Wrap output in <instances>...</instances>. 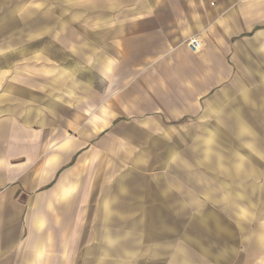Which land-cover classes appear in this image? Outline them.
I'll return each mask as SVG.
<instances>
[{
  "label": "crops",
  "instance_id": "0c3cea01",
  "mask_svg": "<svg viewBox=\"0 0 264 264\" xmlns=\"http://www.w3.org/2000/svg\"><path fill=\"white\" fill-rule=\"evenodd\" d=\"M31 1L0 0L10 48L0 59V264H126L155 241L150 230L176 227L172 212L201 208L202 191L249 204L245 185L264 167L243 160L263 157L259 134L239 105H221L261 93L251 114L264 125V0H86L85 15L67 19L62 0H48L52 18ZM192 37L201 51L186 46ZM223 81L231 87L207 98ZM245 82L263 88L248 93ZM202 177L212 186L201 191L192 180ZM130 214L141 216L122 223ZM210 219L199 220L217 231ZM200 223L181 224L197 228L178 232L170 264L214 256ZM215 241L217 264H251Z\"/></svg>",
  "mask_w": 264,
  "mask_h": 264
},
{
  "label": "rangeland",
  "instance_id": "374dc122",
  "mask_svg": "<svg viewBox=\"0 0 264 264\" xmlns=\"http://www.w3.org/2000/svg\"><path fill=\"white\" fill-rule=\"evenodd\" d=\"M86 0H62L60 1L61 7H62V17L63 19L69 18V14L71 10H73V14L76 13V15H85V10H83V6ZM46 3V4H45ZM43 2L41 4L40 0H32L30 4H40L37 7H40L41 11L40 14H46L49 17L54 16V12L51 11V4L46 0V2ZM49 3V4H48ZM45 4V5H44ZM35 11H37L36 6ZM166 10V7L164 4H159L155 5V8L151 9L150 13H155V12H163ZM38 12V11H37ZM59 15V14H58ZM60 16V18H61ZM69 31H74L77 28L80 29L81 32H86L87 31V26L83 25H72L71 27H65ZM4 37H6V34L4 33L2 36H0V59H4L6 57L8 50L10 49L6 44H4L5 40ZM13 52V51H12ZM2 63L4 61H1ZM230 81H223L220 83V85L214 89L211 93V95L207 98H214L216 97L215 95L220 93L223 90L228 89L230 86ZM263 87L257 82V84H249L246 83L244 84V89L248 93H252V91H258L261 90ZM241 94L236 93L235 95L232 93L230 99L225 98V100L222 103V109L221 110H226L227 108L232 109L236 108V106H240L243 110L244 113L249 115V123L252 125L251 129L255 130L257 134H259V141L258 145L262 147V158L256 157L254 153L247 155L244 158V162L250 163V167H259L258 169L262 171L261 166L264 167V125H261L258 123L256 120V117L253 116L252 109L254 106L261 104V99L262 94L261 93H253L252 96H249L250 98H253L252 101L248 104H240L238 102ZM213 96V97H212ZM258 97V98H257ZM221 104V101H220ZM243 105V106H242ZM245 106V107H244ZM248 108V109H247ZM219 110V109H217ZM218 113L220 112H212V116L208 118V121L210 120L211 123H208L210 125H216V117L218 116ZM256 114L259 116L264 117V112L263 111H256ZM224 123V121H222ZM213 128V127H211ZM210 129V128H209ZM217 136L219 138L222 137V134L225 133V129L221 128L218 129ZM217 131V130H216ZM242 151L243 154H247L248 151L246 149L240 150ZM249 153V152H248ZM227 155L222 158V162H225L224 164H227L230 161H233V158L229 159L226 161ZM216 168H212L211 170L215 173ZM220 180L224 179L220 175H217ZM254 177V176H251ZM214 178V177H213ZM202 181L199 182L197 179H193L192 181L196 183V189L199 190L201 188L202 190H207L208 186H212V178L211 177H202ZM262 179V180H261ZM200 180V179H198ZM263 181V184L262 182ZM226 182V180H225ZM230 184V182H226V184ZM239 186H243L242 184H239ZM245 188H248L246 193L245 190V195H247L250 198L249 204H246L245 198L240 201V199H237V201H228L222 200L223 193L221 194H212L211 193H200L201 194V204L199 205L201 208H198L197 210H193L192 212H182L178 211L177 213L172 212L171 213V220L174 221L177 220V223H172L176 224V227H172L171 229H155V230H150V232H153V236L155 234V241L154 238L152 241H149L148 239L140 241L142 244L138 247V253L135 256L136 260H132L131 262H126V264H170V258L169 256L173 254L176 246L180 243H183L184 240L181 237L179 233H182L185 230H193L194 228H197L195 226L193 227H182L181 224H185L186 222L193 223V221L197 220L199 223L201 220L199 219H212L216 218L218 222V229L215 231V225L211 222L208 223L209 226H203L202 223H200L202 227V241L204 247L214 255L209 256V257H204L201 259V262L199 261V264H217V257H216V240L218 243L221 245H225L229 243L228 248L231 246H234L238 249V253H241L239 257H237V263H251V264H260L264 262V244H260V241L256 239L257 234L259 233L260 230L264 229V173L262 172L261 176H258V180L256 182H249L248 185H245ZM208 196L211 197L212 200L208 199ZM236 200V199H234ZM186 214V215H185ZM141 215L137 214H130V215H123L121 217L122 223H130L132 220H138ZM209 220V222L211 221ZM195 230L192 232L194 233ZM147 233L146 231H140V236L145 235ZM167 232V233H165ZM179 232V233H178ZM178 233V234H177ZM138 236V233H136ZM190 240H194L196 237L192 235L190 232L187 234V237ZM223 238L224 240L228 238L229 240H232L229 242L228 240H221ZM94 240L93 245L98 246L97 243ZM156 244H154V243ZM154 245L156 246V249H163L162 255L157 256L153 254V247ZM211 245V247H210ZM166 247L168 249H166ZM85 250L79 254L78 257H83L85 255ZM100 248L93 249V255L94 256H99ZM193 252V251H192ZM197 252V250L195 251ZM236 262V261H235ZM234 263L230 262L229 264Z\"/></svg>",
  "mask_w": 264,
  "mask_h": 264
},
{
  "label": "built area",
  "instance_id": "2783aa9c",
  "mask_svg": "<svg viewBox=\"0 0 264 264\" xmlns=\"http://www.w3.org/2000/svg\"><path fill=\"white\" fill-rule=\"evenodd\" d=\"M186 46L193 53L199 52L203 48L202 42L197 37H192V38L188 39Z\"/></svg>",
  "mask_w": 264,
  "mask_h": 264
}]
</instances>
